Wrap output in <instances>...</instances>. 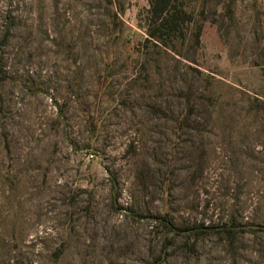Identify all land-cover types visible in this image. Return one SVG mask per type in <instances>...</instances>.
<instances>
[{
    "label": "rangeland",
    "instance_id": "obj_1",
    "mask_svg": "<svg viewBox=\"0 0 264 264\" xmlns=\"http://www.w3.org/2000/svg\"><path fill=\"white\" fill-rule=\"evenodd\" d=\"M0 264H264V0H0Z\"/></svg>",
    "mask_w": 264,
    "mask_h": 264
}]
</instances>
